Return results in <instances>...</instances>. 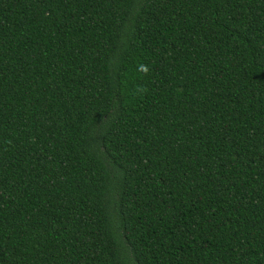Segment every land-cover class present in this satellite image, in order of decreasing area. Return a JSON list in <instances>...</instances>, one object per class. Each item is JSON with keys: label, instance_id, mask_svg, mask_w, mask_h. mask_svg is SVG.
<instances>
[{"label": "trees", "instance_id": "1", "mask_svg": "<svg viewBox=\"0 0 264 264\" xmlns=\"http://www.w3.org/2000/svg\"><path fill=\"white\" fill-rule=\"evenodd\" d=\"M0 264H264V0H0Z\"/></svg>", "mask_w": 264, "mask_h": 264}]
</instances>
